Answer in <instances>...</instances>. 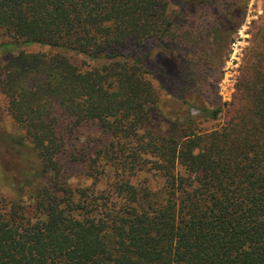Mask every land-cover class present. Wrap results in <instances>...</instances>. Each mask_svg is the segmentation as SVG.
Wrapping results in <instances>:
<instances>
[{
    "label": "trees",
    "instance_id": "16d2710c",
    "mask_svg": "<svg viewBox=\"0 0 264 264\" xmlns=\"http://www.w3.org/2000/svg\"><path fill=\"white\" fill-rule=\"evenodd\" d=\"M177 17L171 0H0V37L13 39L2 48L18 52L0 63V90L22 131L13 143L35 155L16 187L32 211L0 199V264H264V16L226 124L198 132L187 114L181 136L155 134L159 93L144 62L122 50L179 39ZM235 21L226 13L220 28ZM239 26L231 25V41ZM220 28L213 43L223 56L229 39ZM32 45L83 55L93 66L27 52ZM89 124L112 141L95 159L71 154L93 180L74 187L61 160Z\"/></svg>",
    "mask_w": 264,
    "mask_h": 264
},
{
    "label": "rangeland",
    "instance_id": "374dc122",
    "mask_svg": "<svg viewBox=\"0 0 264 264\" xmlns=\"http://www.w3.org/2000/svg\"><path fill=\"white\" fill-rule=\"evenodd\" d=\"M219 1L213 6H198L194 0H171L173 16L178 15L174 32L179 39L161 43L150 40L132 41L122 50L123 53L144 62L149 78L159 93V106L151 113L149 125V130L155 134H167L173 129V133L181 136V126H184L187 114L195 118L194 128L198 132L210 133L221 129L233 114L234 104L239 98L237 86L242 60L250 45L252 34L262 22L264 0ZM231 11L236 15V21L220 28L224 14ZM231 25H240L232 36L233 41L230 40L233 28ZM218 28L225 30L226 41L229 39L230 42H226L223 56L215 52L217 46L213 43L214 32ZM180 37H188L192 41H183ZM11 42L13 39L9 37H0V63L18 54L16 51L4 53L3 45ZM26 51L60 52L83 70L93 66V62L87 57L73 52L41 45L26 47ZM219 108L221 112L217 118L207 115V111ZM21 135L22 131L9 114L8 100L0 90L1 206L6 205L9 208L14 201H18L19 205H25L32 211L33 204L29 197L21 198L16 188L26 180L27 169L35 166V155L26 147L28 145L20 150L17 143H13V139ZM111 141L110 136L95 124L78 128L69 142L68 153L61 160L62 171L69 183L80 188L93 184V180L86 178V163L82 160H72L71 154H77V159H95L96 153L103 151ZM18 150L22 154L17 153ZM30 179L34 178L30 176Z\"/></svg>",
    "mask_w": 264,
    "mask_h": 264
}]
</instances>
